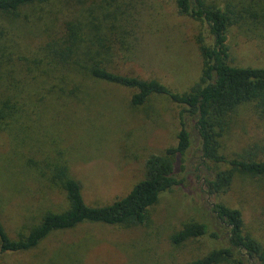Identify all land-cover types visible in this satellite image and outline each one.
Segmentation results:
<instances>
[{"label": "rangeland", "instance_id": "374dc122", "mask_svg": "<svg viewBox=\"0 0 264 264\" xmlns=\"http://www.w3.org/2000/svg\"><path fill=\"white\" fill-rule=\"evenodd\" d=\"M213 1L234 4L242 13L228 31L230 64L264 68L261 1ZM90 2L78 10H87ZM118 2L121 7L113 8L123 11L129 24V42L116 49V55H127L116 60L118 73L155 80L181 94L200 82V46L205 39L210 41L205 23L181 15L176 0ZM72 11L69 4L51 0L21 10L5 24L19 35L27 55H40L45 35L50 38L52 29L60 31ZM55 14L62 19L55 21ZM40 94L44 95L40 111L34 108L32 120L21 119L23 129L15 135V145L0 135V220L12 239L26 236L47 212H63L69 206L60 182L40 174L46 176L64 161L82 186L86 204L107 206L145 179L148 159L176 146L180 131L182 107L165 97L134 107L133 90L94 81L64 88L60 100H52L51 93ZM187 124L192 130V120L187 118ZM262 147L264 118L254 104L239 108L222 139L221 153L234 159L251 150L263 158ZM227 168L204 165L195 138L177 167L186 181L150 209L147 224L130 228L83 224L53 233L29 253L0 254V264H189L226 246V241L204 237L175 246L171 237L194 222L210 223L224 234L212 213L218 203L240 210L245 232L264 246V179L236 174L227 193L209 194L206 180Z\"/></svg>", "mask_w": 264, "mask_h": 264}, {"label": "trees", "instance_id": "16d2710c", "mask_svg": "<svg viewBox=\"0 0 264 264\" xmlns=\"http://www.w3.org/2000/svg\"><path fill=\"white\" fill-rule=\"evenodd\" d=\"M50 1L0 0V135L10 137L11 146L15 145V135L23 129L21 119L32 120L34 108L40 111L44 101L40 92L51 93L52 100H60L64 88L81 87L87 81L133 90L134 107L146 105L153 97L167 98L182 107L180 131L176 146L148 159L145 179L125 197L107 206L86 204L82 186L71 177L64 161L46 176L38 173L60 182L69 206L63 212H47L39 224L19 239H12L0 220V254L29 253L53 233L83 224L125 228L147 224L150 209L164 194L186 181L185 177H179L177 167L194 146L195 138L204 165L228 167L206 180L209 194L227 193L236 174L264 179V157L258 158L251 150L234 159L221 153L222 139L239 108L254 104L264 118V68H241L229 62L228 31L242 19L236 5H219L213 0H176L181 15L207 25L210 40L205 39L200 46L203 61L200 82L181 94L155 80L118 73L116 60L120 56L126 59L127 55H116V49L129 42V24L124 12L113 8L114 4L121 7L117 0H91L85 11L78 9H84L83 5L90 0H61L63 5L67 3L73 8L71 14L76 16L65 17L60 31H50L52 37L45 35L40 55H27L19 35L12 34L16 31H10L5 21L27 7ZM260 1L264 10V0ZM59 17L61 14L53 15L55 21ZM59 90L62 93L58 95ZM187 118L192 120V130ZM260 150L264 151V147ZM212 213L225 229L224 234L212 229L210 223L194 222L171 237L175 246L204 237L226 241V246L215 248L189 264H264V246L245 232L240 210L218 203L213 205Z\"/></svg>", "mask_w": 264, "mask_h": 264}]
</instances>
